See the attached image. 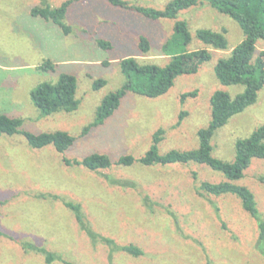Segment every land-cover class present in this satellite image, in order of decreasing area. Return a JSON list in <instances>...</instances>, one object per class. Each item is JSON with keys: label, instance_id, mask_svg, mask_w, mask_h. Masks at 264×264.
Here are the masks:
<instances>
[{"label": "rangeland", "instance_id": "1", "mask_svg": "<svg viewBox=\"0 0 264 264\" xmlns=\"http://www.w3.org/2000/svg\"><path fill=\"white\" fill-rule=\"evenodd\" d=\"M65 1L0 0V114L22 119V132L65 131L78 137L73 147L60 153L53 146L33 149L21 133L0 136V264H48L47 256L55 257L49 264H264L257 249V223L240 200L230 194L200 197L197 193L202 182L224 181L221 173L196 163L116 164L122 156L143 157L159 129L165 130L158 146L162 155L198 148L197 133L211 121L212 96L221 90L235 97L245 90L221 84L215 73L219 60L229 57L244 39L238 24L211 7L209 0L181 11L177 19L159 20L115 7L108 0H81L65 19L72 28L69 35L31 14L44 3L56 8ZM124 1L163 9L171 0ZM178 21L187 22L193 35L198 29H226L228 48L214 50L194 40L191 52L200 48L212 52V59L197 73L178 76L169 92L158 98L128 92L111 118L81 137L101 101L125 84L122 60L134 57L142 64L159 66L169 62L171 57L162 48L175 36ZM143 36L151 42L148 54L139 50ZM99 40L111 42L112 47H100ZM263 50L260 41L257 51ZM48 61L56 65L55 71L38 68ZM62 74L76 76L79 108L43 116L32 103L31 91L43 83H57ZM99 79L107 83L95 91ZM194 91L196 96L181 101L183 94ZM181 113L186 115L178 125ZM262 125L264 89L257 104L217 132L213 155L234 161L236 142ZM95 153L109 156L112 167L92 172L64 161H82ZM238 184L252 190L264 217V160L254 159ZM143 197L155 206H144ZM64 201L82 206L95 239L79 226ZM105 238L114 244H106ZM129 244L141 248L144 255L112 251L115 245Z\"/></svg>", "mask_w": 264, "mask_h": 264}, {"label": "trees", "instance_id": "2", "mask_svg": "<svg viewBox=\"0 0 264 264\" xmlns=\"http://www.w3.org/2000/svg\"><path fill=\"white\" fill-rule=\"evenodd\" d=\"M81 0H67L59 7L53 8L48 3L41 7H34L31 14L41 17L59 26L62 31L69 35L72 28L65 23V19L74 3ZM115 6L135 11L151 20L177 19L181 11H186L197 6L200 0H171L163 9L144 8L129 4L124 0H108ZM211 7L234 20L244 35L243 41L231 52L229 57L219 60L215 67V73L221 84L225 86H244V91L235 97L225 91H217L211 98V121L206 128L198 131L199 146L188 151L172 150L166 154H160L159 144L164 139L165 130L159 129L153 135V146L140 159L132 155L122 156L116 164L118 166H132L139 163L146 167L166 166L172 164L187 165L196 163L205 165L212 171L221 173L225 180L219 183L202 182L196 189L200 197L233 195L242 203V207L249 216L255 220L259 230L257 249L264 258V217L258 209L254 193L247 186L238 184L244 179L245 172L251 167L254 159L264 160V125L254 130L250 136L239 139L235 145V160L228 162L213 155V139L217 132L225 127L236 115L244 113L249 107L257 104L259 93L264 89V50L257 51V45L264 41V0H209ZM227 30L216 32L211 29H198L193 35L187 22L178 21L175 25V36L166 42L162 48L163 54L169 58L165 66L156 64H142L136 58H126L120 62L125 84L116 92L106 96L96 110L95 119L87 125L81 134L85 137L91 130L102 126L106 120L111 118L120 107L122 99L128 92L145 96L147 98H158L165 95L174 86L175 80L181 75H190L198 72L200 66L212 59V52L207 48H200L193 52L189 50L190 44L197 40L208 48L214 50H226L228 48ZM98 45L110 49L111 42L99 40ZM139 50L143 54L151 51V42L147 37H141ZM108 65V63H105ZM41 70L55 71L56 65L51 61L38 67ZM107 81L99 79L94 82L93 90L98 91L106 85ZM78 81L72 74H62L55 84L43 83L31 91V100L43 116L55 113H72L78 110L80 101L77 99ZM197 95V91L185 93L181 101ZM186 113H181L182 122ZM23 120L0 114V136L23 134L33 149H42L53 146L60 153L66 152L73 147L78 140L68 132L57 131L53 133L33 134L22 132ZM68 166H82L85 169L98 172L111 168L113 163L106 154H91L82 161L64 160ZM194 178L197 174H193ZM123 186L132 183H120ZM144 206H155L149 197H143ZM64 206L70 210L76 222L89 235L95 239L91 227L85 221L82 206L74 202L64 201ZM177 221V218L175 219ZM1 236V232H0ZM107 244H114L112 239H103ZM114 252L140 257L144 255L141 248L134 244L115 245ZM54 256H47V263H52ZM59 261H63L59 257ZM64 264H74L63 261Z\"/></svg>", "mask_w": 264, "mask_h": 264}]
</instances>
